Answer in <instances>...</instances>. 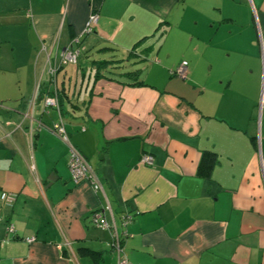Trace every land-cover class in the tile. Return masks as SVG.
<instances>
[{"label":"crops","instance_id":"crops-1","mask_svg":"<svg viewBox=\"0 0 264 264\" xmlns=\"http://www.w3.org/2000/svg\"><path fill=\"white\" fill-rule=\"evenodd\" d=\"M66 47L77 63L51 75ZM112 58L137 80L94 81ZM262 79L264 0H0V264H117L114 227L129 264H264ZM60 92L62 117L44 105Z\"/></svg>","mask_w":264,"mask_h":264},{"label":"built area","instance_id":"built-area-1","mask_svg":"<svg viewBox=\"0 0 264 264\" xmlns=\"http://www.w3.org/2000/svg\"><path fill=\"white\" fill-rule=\"evenodd\" d=\"M98 20V15L96 13H92L83 30V35H87L93 32L95 25ZM79 40H76L78 42ZM79 48H70L66 47L64 50L61 51L60 57L58 60H54V62L50 63L49 65V73L51 75L55 74L57 69L65 64H75L78 59L79 55ZM185 68H186V62L183 61L179 64V66L176 68L174 74L180 77H183L185 75ZM262 103H264V79H262V85H261V100H260V108L262 106ZM44 105L58 108V102L55 95H48L44 98ZM54 132L64 141L68 142L67 133L64 125V121L61 117H59L58 121L53 126ZM69 144V143H68ZM153 161V158L149 154H142L140 158V162L146 165H151ZM68 169L71 174L72 180L75 183H78L84 179L90 178V167L86 161V159L83 157V155L71 144H69V157H68ZM93 186L95 189L99 187V183L94 181ZM0 200L5 201L7 204H10L13 200L12 196H9L5 191L0 192ZM131 220L130 215H125L123 217V224H127ZM1 222V219H0ZM92 222L94 225L102 227V228H108V224L104 219L101 218L100 214L95 213L92 215ZM9 230H13L12 226L8 225ZM125 236V232H121V234L117 231V229L114 227V230L112 232V241L108 244L113 247L116 251L117 256V264H129V261L124 253L123 250V238ZM33 238H27V241H31Z\"/></svg>","mask_w":264,"mask_h":264},{"label":"trees","instance_id":"trees-1","mask_svg":"<svg viewBox=\"0 0 264 264\" xmlns=\"http://www.w3.org/2000/svg\"><path fill=\"white\" fill-rule=\"evenodd\" d=\"M107 48L108 47H104V48H101V50L107 49ZM138 62L139 61H135L133 59L131 60L129 58H126V59H114V58H112L111 60L94 59V60L91 61V64H92V67H93V80L97 81L99 78L114 79V77L108 76V75H106V73L113 74V73H115V69L121 70V71H117L116 72L120 76H126V77H129L131 79L137 80L138 73H139L138 70L139 69H136V70L134 69L132 71L131 70L125 71L123 68H125L126 65L128 67L131 66V65L133 66V65H135ZM62 67H63V65H62ZM132 84L133 85H142L144 83L142 81L138 80V81H135ZM57 96H58L57 100L60 103L58 108H59L60 116L62 117L63 110L60 107H61V104H62L61 102L63 100V96H62L61 92L58 93ZM216 161H217L216 154L211 153V152L204 153L202 158H201V164H200L201 172L208 177L210 175L211 170L214 167ZM79 252L81 254L95 255V253H93L92 251L88 250L87 248H83V247L79 249Z\"/></svg>","mask_w":264,"mask_h":264},{"label":"rangeland","instance_id":"rangeland-1","mask_svg":"<svg viewBox=\"0 0 264 264\" xmlns=\"http://www.w3.org/2000/svg\"><path fill=\"white\" fill-rule=\"evenodd\" d=\"M130 57H131V56H130ZM139 78H140V79H142V78H143V76H139ZM56 98H57V96H56ZM57 102H58V100H57Z\"/></svg>","mask_w":264,"mask_h":264}]
</instances>
